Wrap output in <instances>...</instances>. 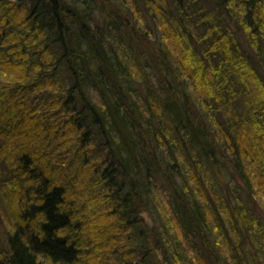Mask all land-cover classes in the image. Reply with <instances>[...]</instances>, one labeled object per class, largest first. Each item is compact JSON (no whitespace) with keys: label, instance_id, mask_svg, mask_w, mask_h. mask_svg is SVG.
Here are the masks:
<instances>
[{"label":"trees","instance_id":"16d2710c","mask_svg":"<svg viewBox=\"0 0 264 264\" xmlns=\"http://www.w3.org/2000/svg\"><path fill=\"white\" fill-rule=\"evenodd\" d=\"M228 163L264 213V0H0V264H264Z\"/></svg>","mask_w":264,"mask_h":264},{"label":"rangeland","instance_id":"374dc122","mask_svg":"<svg viewBox=\"0 0 264 264\" xmlns=\"http://www.w3.org/2000/svg\"><path fill=\"white\" fill-rule=\"evenodd\" d=\"M135 86L138 88L139 85L135 84ZM228 163L224 169L218 170L215 172V176H216V187L217 190L219 192H222V194L224 196L226 195H230L231 194V190L228 187L229 184H233L235 183L238 187H239V193L242 197V199L246 202H248L249 206L251 207V210L254 211L263 221L264 223V213L249 199L248 196V191L246 189V185H244V181L242 180V177L240 176V174L238 173V170H236L235 168H233L231 165ZM155 179L157 184L162 188L161 190L165 192V194L169 195L172 199V204L173 202V192L170 189V184L169 183H175V178L171 175L169 176V180L170 182L164 180V177L158 173V175H155ZM174 205V204H173ZM142 213H146L147 214V218H142L141 214ZM140 217H141V222L145 227H149L152 228L155 225V214H150L148 211L143 210L140 213ZM4 230L2 228H0V237H2V232ZM193 241L195 242L196 245L200 246V240L199 239H193ZM159 253V252H158ZM163 259V255L162 253H160V259ZM135 259V258H134ZM207 262L208 264H212L208 258H207ZM167 264V262H166Z\"/></svg>","mask_w":264,"mask_h":264},{"label":"water","instance_id":"95a60500","mask_svg":"<svg viewBox=\"0 0 264 264\" xmlns=\"http://www.w3.org/2000/svg\"><path fill=\"white\" fill-rule=\"evenodd\" d=\"M141 217L146 219L147 218V214L146 213H142Z\"/></svg>","mask_w":264,"mask_h":264}]
</instances>
